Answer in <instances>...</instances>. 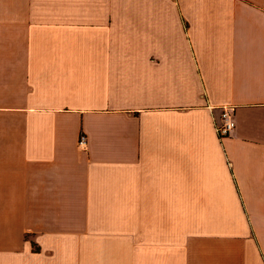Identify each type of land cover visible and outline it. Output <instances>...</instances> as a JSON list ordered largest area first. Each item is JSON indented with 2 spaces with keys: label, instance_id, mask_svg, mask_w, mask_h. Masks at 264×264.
Returning <instances> with one entry per match:
<instances>
[{
  "label": "crops",
  "instance_id": "crops-1",
  "mask_svg": "<svg viewBox=\"0 0 264 264\" xmlns=\"http://www.w3.org/2000/svg\"><path fill=\"white\" fill-rule=\"evenodd\" d=\"M0 264H264V0H0Z\"/></svg>",
  "mask_w": 264,
  "mask_h": 264
},
{
  "label": "built area",
  "instance_id": "built-area-1",
  "mask_svg": "<svg viewBox=\"0 0 264 264\" xmlns=\"http://www.w3.org/2000/svg\"><path fill=\"white\" fill-rule=\"evenodd\" d=\"M234 108L225 106L221 108L219 120L215 122V130L220 138L227 137L235 128ZM79 145L85 146L86 139L81 136Z\"/></svg>",
  "mask_w": 264,
  "mask_h": 264
},
{
  "label": "trees",
  "instance_id": "trees-1",
  "mask_svg": "<svg viewBox=\"0 0 264 264\" xmlns=\"http://www.w3.org/2000/svg\"><path fill=\"white\" fill-rule=\"evenodd\" d=\"M33 249L38 250L34 243H32Z\"/></svg>",
  "mask_w": 264,
  "mask_h": 264
}]
</instances>
